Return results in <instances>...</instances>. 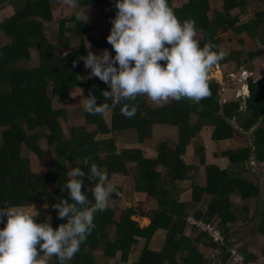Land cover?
<instances>
[{
  "label": "trees",
  "instance_id": "trees-1",
  "mask_svg": "<svg viewBox=\"0 0 264 264\" xmlns=\"http://www.w3.org/2000/svg\"><path fill=\"white\" fill-rule=\"evenodd\" d=\"M56 1L0 0V10L6 5L12 9L0 22V32L5 38L0 45V207H26L43 202L44 206L37 208L36 222L50 217L51 226L56 228L66 220L59 219L51 205L60 197L71 202L66 189L62 190L69 179L65 161L86 173L82 190L91 200L94 182L87 175L90 165L78 164L90 157V164L106 169L108 178L110 174H130L132 191L145 194L154 206L124 207L115 217L121 192L115 186L111 206L95 214V228L66 264H99L95 252L109 259L119 255L118 262L124 264L139 240L143 241L142 246L131 264H233L228 249L236 241H231V232L239 222L253 217L248 202L260 195L259 185L241 176L238 170L245 169L252 157L255 163H264V76L258 80L247 77L248 94L237 100L231 97L221 103L219 84L208 79L211 95L198 103L182 99L150 107L144 96H138L135 101H124L110 108L108 124L102 115L87 114L84 106L77 116L81 122L70 123L66 106L70 91L79 92L84 101L91 92L97 104L110 103L102 96L108 86L99 78H88L89 70L80 57L87 55L88 45L107 47L114 55L106 36L116 8L115 0H79L68 17L57 19L50 40L48 23L54 19L51 6ZM219 1L221 10L216 11L209 8L208 0H185L178 6L167 0L181 21L195 20L201 47L211 41L216 50H221V45L230 43L232 36L238 37L236 42L240 46L249 47L245 58H240L241 50H230L217 63L223 71L228 63L240 68L255 57L257 51L253 47L257 44L264 47V0H255L263 8L246 22L239 19V13L247 0ZM82 9L87 10V16L102 10L106 23L92 21L90 16L87 22L80 23L76 15ZM233 10H238V14H232ZM30 49L36 52L35 60L30 58ZM78 76L84 79L79 80ZM123 103L138 105L133 117L121 114ZM61 121L66 124L65 132ZM154 125L174 127L177 141L154 142V158L142 157L138 149L116 151V135H130L133 142L142 144L153 141ZM208 126L213 128L210 136L213 142L233 144L218 155L227 159L229 165L225 169L205 164L199 132ZM22 148L37 158L40 163L37 170H31L28 157L21 154ZM188 153L196 156L203 167L200 176L203 185L194 182L198 167L185 162ZM184 181L191 182L189 202L178 201L172 190L176 182ZM261 205L254 233L264 238V201ZM132 217L147 219L148 224L140 227ZM189 218L210 225L219 232L221 242L214 241L200 226L190 225ZM5 219L0 218V228ZM159 230L164 232L163 241L159 250H153L149 243ZM208 248L219 252L218 262L204 255L201 249ZM237 251L245 262L256 263L257 258L247 251L246 245ZM261 255L264 256V244ZM48 264H58L57 258H49Z\"/></svg>",
  "mask_w": 264,
  "mask_h": 264
},
{
  "label": "clouds",
  "instance_id": "clouds-1",
  "mask_svg": "<svg viewBox=\"0 0 264 264\" xmlns=\"http://www.w3.org/2000/svg\"><path fill=\"white\" fill-rule=\"evenodd\" d=\"M63 2L73 9L79 5V0ZM115 8L106 36L114 55L104 49L100 55L88 51L80 57L90 69L88 78L94 76L108 86L102 96L110 100L97 104L90 92L84 101L87 114L103 115L138 96H147L155 103L182 99L198 103L211 95L208 73L227 53L216 50L211 41L200 46L194 19L181 21L167 0H115ZM86 12L76 15L80 23L87 22ZM137 108L136 104L123 103L121 114L131 118ZM78 164L90 165L87 175L94 182L91 200L82 190L86 173L65 161L69 179L62 190L66 189L71 202L60 197L51 205L58 218L66 220L56 228L51 226L50 217L36 222L39 212L34 205L29 209L0 207V218H6L0 228V264H48L51 257H56L58 264H66L80 251L95 228V214L108 210L116 187L106 169L90 164V157Z\"/></svg>",
  "mask_w": 264,
  "mask_h": 264
},
{
  "label": "rangeland",
  "instance_id": "rangeland-1",
  "mask_svg": "<svg viewBox=\"0 0 264 264\" xmlns=\"http://www.w3.org/2000/svg\"><path fill=\"white\" fill-rule=\"evenodd\" d=\"M185 0H173V5L178 6L181 2H184ZM248 3L246 7L243 9L242 12L239 13V19L242 22H246L250 20L253 17V14L255 11L260 10L263 8V6L256 2L255 0H247ZM208 5L210 9H214L216 11L221 10V2L219 0H208ZM52 13L54 19L50 23H48V29H49V39L52 40V35L54 33L55 29V23L57 22L58 18L62 17H68L69 14L72 12L73 8L69 7L68 5L64 4L63 0H57L56 3H54L52 6ZM11 7L9 5H6L0 10V22L11 14ZM82 12V10H81ZM232 14H238V10H233ZM88 16H90L92 21L100 22L102 25L105 24V17L102 14V12H91ZM233 39L228 44H223L222 50L225 52H228L230 50L233 51H242V55L240 58H245V53L250 50L249 47H243L240 46L236 40L237 36H232ZM5 42V38L1 35L0 32V45H2ZM254 50L257 51L254 58H252L247 63H244L243 66L240 68H236L233 63H228L225 67V70H221L218 66V64L214 65L213 68L209 71L208 79H212L215 82L219 84V100L221 103L226 101L227 98L223 96V93H225L227 96L231 95L233 99H239L240 97L243 98L247 95L246 91V77H250L253 80H258L261 76H264V47L257 44L255 47H253ZM101 52V51H100ZM29 55L31 60H35L36 58V52L33 49H30ZM225 89V91H223ZM69 100L67 106L68 111V117L70 119V123H80L81 120L78 119V114L80 111V108L84 106V101L80 97L79 92L76 90H72L69 93ZM148 98V97H147ZM188 100V99H186ZM191 101V100H188ZM163 104V102L155 103L151 101L149 105L152 107H157L159 105ZM52 105H56V99H52ZM107 111V110H106ZM104 113L105 120L107 119V112ZM194 116H191V121H194ZM65 123L61 121L62 130L65 132L66 127ZM172 132L175 131V128L169 127ZM212 127H203L199 135L202 137V144L204 146V155H205V164H211L216 163L218 167L221 169H225L228 166V162L226 159L218 160L216 157H218L219 153L223 150L229 149L232 147L233 144H231L229 141H223V142H213L210 138ZM164 136V135H163ZM166 136H169L167 134ZM248 137V135H245ZM116 137V148L117 151L129 147V145H123L121 144L120 139L121 135L119 137ZM132 138L130 135H125L124 140ZM119 141V142H117ZM155 138L153 141H146L144 143V146H139L143 153L146 151L152 150L153 145L155 142ZM177 141V138L175 136L170 135V142L175 143ZM38 143L41 146H44V143L42 140H39ZM236 144H240V142L237 141ZM131 146V145H130ZM135 146V145H134ZM138 147V146H136ZM143 149V150H142ZM141 152V153H142ZM21 154L28 157V160L30 162V168L31 170H37L40 166V163L38 162L37 158L35 156L27 151L26 149H21ZM185 162L187 164H191L198 167L197 173L194 174V182L198 183L199 185H203L201 182L200 176L203 173V167L202 165H199L198 158L190 153L187 154V156L184 157ZM225 160V161H224ZM220 161V162H218ZM128 169H131L130 165L127 166ZM245 169H239V173L241 176L248 178L250 180H253L255 183H257L260 187V195L256 199H252L248 202V206L250 208V215H253V217L247 221V222H239L236 226L233 227V231L231 232V241L233 239L236 241L234 242L233 247L238 249L242 245H246L247 251L251 254H253L257 260L255 264H261L263 262L264 256L261 255V249L264 244V238L257 236L255 232L256 230V224L258 221L257 214L259 213L262 205V201H264V163L257 164L254 160H250V162L245 166ZM129 173H131L129 171ZM109 180L116 186L121 189L119 199L116 201V210H115V217L117 216L118 212L123 209L124 207L128 206H143L145 208H152L154 206L152 200H148L146 198L145 194L140 193H134L132 191V180L130 177V174L128 175H120V174H111L109 175ZM173 194L175 198L178 201L183 202H189L190 201V192H191V182L190 181H184V182H176L173 186ZM237 201V200H235ZM44 206V203L41 202L38 205H34L35 209L37 210L38 207ZM24 209H29L31 206L21 207ZM133 220L137 221L140 227H144L148 224L147 219H143L140 217H132ZM202 228V226H200ZM186 235L190 234L189 228H186L185 231ZM163 235L164 232L159 230L157 231L153 238L151 239L149 243V248L153 250H159L161 243L163 241ZM142 240H139V243L133 247V251L130 255L129 261L124 264H131L132 261L135 260L138 251L141 249L142 246ZM203 250L204 255L210 259L212 262H218L219 261V252L217 250L213 249H201ZM95 261L99 264H122L118 262L117 255L114 259L109 258H103L100 255V252L94 253ZM213 264V263H212Z\"/></svg>",
  "mask_w": 264,
  "mask_h": 264
},
{
  "label": "crops",
  "instance_id": "crops-1",
  "mask_svg": "<svg viewBox=\"0 0 264 264\" xmlns=\"http://www.w3.org/2000/svg\"><path fill=\"white\" fill-rule=\"evenodd\" d=\"M105 9V8H104ZM83 11H85V9H82V12ZM94 11V10H93ZM102 12V14H103V11L102 10H99V9H97V10H95L94 12ZM12 12V11H11ZM80 12H81V10H80ZM106 23V22H105ZM110 28H111V26H109L108 27V33L107 34H109V31H110ZM104 49H107L108 51H109V49L107 48V47H101V48H97V47H95V46H91V45H88V46H86V51L88 52V51H92L94 54H96V55H100L101 54V52L100 51H102V50H104ZM109 53H110V51H109ZM219 66V65H218ZM89 71H88V75H89V73H90V69H88ZM226 98L227 99H229V98H231V95H229V96H227L226 95ZM226 99V100H227ZM144 100H145V102H146V104L148 105V106H150V107H152L151 105H149V103L151 102V100L149 99V98H147V96H144ZM84 101V100H83ZM158 107V106H157ZM107 113V119L105 120V118H104V114L102 115V117H103V120H104V122L106 123V124H108V122H109V115H110V110H107L106 111ZM169 127H171V126H162V125H154L153 127H152V140L155 138V142H157V141H168V142H170V135H173V136H175V138L177 137L176 135V129H175V131L174 132H172L171 131V129L169 128ZM208 127H211V126H208ZM172 128H174V127H172ZM167 134H169V136H166ZM126 134H122L121 135V137H120V139L118 138V140H122L120 143L121 144H125V145H129V147H127V148H123V149H138V148H140L139 146H144V143H142V144H137V143H135V142H133L132 141V138H130V140L129 139H126V140H124V136H125ZM164 135V136H163ZM117 137H119V136H117ZM116 137H115V143H114V145H116ZM117 142H119V141H117ZM223 142V141H222ZM131 145V146H130ZM135 145V146H134ZM136 146H138V147H136ZM115 149H116V151H117V148H116V146H115ZM138 150H140V149H138ZM143 150V149H142ZM141 151V150H140ZM142 152V151H141ZM141 155H142V157H144V158H154L155 156H156V152H155V150H149V151H146L145 153H141ZM218 160H220L221 161V159H226V158H223V157H216ZM251 160H253V157L251 158ZM220 161H218V162H220ZM225 161V160H224ZM226 161H227V159H226ZM222 162V161H221ZM228 162V161H227ZM211 164H213V163H211ZM214 165H216V163H214ZM229 165V164H228ZM228 167V166H227ZM226 167V168H227ZM220 168V167H219ZM111 175V174H110ZM121 175V174H120ZM134 193H136V192H134ZM140 194H143V193H140ZM248 250V249H247ZM264 260V259H263ZM255 264V263H254ZM262 264V263H261Z\"/></svg>",
  "mask_w": 264,
  "mask_h": 264
},
{
  "label": "built area",
  "instance_id": "built-area-1",
  "mask_svg": "<svg viewBox=\"0 0 264 264\" xmlns=\"http://www.w3.org/2000/svg\"><path fill=\"white\" fill-rule=\"evenodd\" d=\"M188 222L190 225H198V226H202V230H205L209 233V235L211 236V238L214 241H220L221 242V237L218 231L214 230L210 225H204L201 223H196L193 219L189 218ZM228 252L230 254V260L233 264H251L249 262H245L243 259V256L241 254H239V252L237 251L236 248H229Z\"/></svg>",
  "mask_w": 264,
  "mask_h": 264
}]
</instances>
